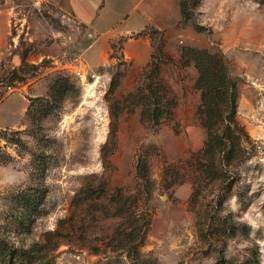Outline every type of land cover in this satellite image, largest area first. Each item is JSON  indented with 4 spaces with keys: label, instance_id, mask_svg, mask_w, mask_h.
Here are the masks:
<instances>
[{
    "label": "rangeland",
    "instance_id": "374dc122",
    "mask_svg": "<svg viewBox=\"0 0 264 264\" xmlns=\"http://www.w3.org/2000/svg\"><path fill=\"white\" fill-rule=\"evenodd\" d=\"M175 5L141 69L120 45L91 64L87 29L55 5L0 0V100L15 93L0 106V264H264V0ZM203 49L223 55L250 138L213 179Z\"/></svg>",
    "mask_w": 264,
    "mask_h": 264
},
{
    "label": "crops",
    "instance_id": "0c3cea01",
    "mask_svg": "<svg viewBox=\"0 0 264 264\" xmlns=\"http://www.w3.org/2000/svg\"><path fill=\"white\" fill-rule=\"evenodd\" d=\"M44 1L71 14L87 29L90 43L85 55L88 61L96 66L110 62L113 48L120 45L124 61L132 63L136 68L146 67L152 62L154 54L149 31L152 28L167 27L180 14L175 5L177 0ZM7 33V29L0 30V55ZM77 61L80 66L85 65L81 56ZM13 94L1 99L0 106L8 102ZM20 109L24 112V102Z\"/></svg>",
    "mask_w": 264,
    "mask_h": 264
},
{
    "label": "trees",
    "instance_id": "16d2710c",
    "mask_svg": "<svg viewBox=\"0 0 264 264\" xmlns=\"http://www.w3.org/2000/svg\"><path fill=\"white\" fill-rule=\"evenodd\" d=\"M207 52L203 49L196 51L195 54L198 59L196 67L199 74L197 86L201 90L203 99L199 114L202 117L201 125L207 134L200 154L206 162L202 165L205 168L207 165L210 166L207 172L208 176L213 179L217 172L220 176L227 172L228 167L242 152V141H249L250 138L237 119V85L227 69L225 59L219 53ZM149 82L152 83V80L150 79ZM146 112L142 113L144 121L149 119L150 115L151 117L157 116V109L148 110L150 115ZM114 198L122 200L124 195L117 191ZM116 210L118 212V209ZM9 250L10 260L14 256L24 258L26 255V252L18 255L21 251H13L10 247Z\"/></svg>",
    "mask_w": 264,
    "mask_h": 264
},
{
    "label": "built area",
    "instance_id": "2783aa9c",
    "mask_svg": "<svg viewBox=\"0 0 264 264\" xmlns=\"http://www.w3.org/2000/svg\"><path fill=\"white\" fill-rule=\"evenodd\" d=\"M76 73H77V75H79V76L83 75V74H82V71H80V70H78ZM10 90H11V88H10Z\"/></svg>",
    "mask_w": 264,
    "mask_h": 264
}]
</instances>
